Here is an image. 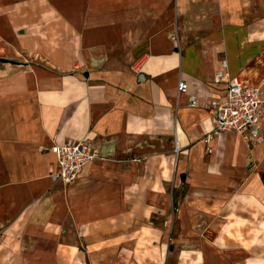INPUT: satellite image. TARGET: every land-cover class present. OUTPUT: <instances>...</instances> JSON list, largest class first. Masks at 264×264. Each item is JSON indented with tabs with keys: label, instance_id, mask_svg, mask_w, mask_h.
<instances>
[{
	"label": "crops",
	"instance_id": "1",
	"mask_svg": "<svg viewBox=\"0 0 264 264\" xmlns=\"http://www.w3.org/2000/svg\"><path fill=\"white\" fill-rule=\"evenodd\" d=\"M219 72L264 94V0H0V264H264V143L205 140Z\"/></svg>",
	"mask_w": 264,
	"mask_h": 264
},
{
	"label": "built area",
	"instance_id": "2",
	"mask_svg": "<svg viewBox=\"0 0 264 264\" xmlns=\"http://www.w3.org/2000/svg\"><path fill=\"white\" fill-rule=\"evenodd\" d=\"M222 65H225L224 61ZM224 76L227 84L224 94L221 97H209L203 105L213 121L205 140L220 133H233L251 145L264 143V125L261 122L264 117V94L259 89L243 86L237 77H228L223 72L215 75V81L219 82ZM177 91L187 94V85L179 81ZM188 105L196 107V97L188 96ZM174 151H179L176 141ZM51 152L56 158V168L50 172L49 178L51 183L60 185L73 183L96 158V151L89 140L56 144Z\"/></svg>",
	"mask_w": 264,
	"mask_h": 264
},
{
	"label": "rangeland",
	"instance_id": "3",
	"mask_svg": "<svg viewBox=\"0 0 264 264\" xmlns=\"http://www.w3.org/2000/svg\"><path fill=\"white\" fill-rule=\"evenodd\" d=\"M81 142V141H80ZM90 144H91V146H92V148L96 151V157H97V150L93 147V145H92V143L90 142ZM89 165V164H88ZM87 165V166H88ZM86 166V167H87ZM83 172V171H82ZM80 177V176H79ZM79 179V178H78ZM78 179H76L74 182H76ZM73 182V183H74ZM73 183H71V184H73ZM71 184H68V185H61V186H63V187H66V186H70ZM60 185V184H59ZM160 262H163L162 260L160 261ZM131 264H136V263H131Z\"/></svg>",
	"mask_w": 264,
	"mask_h": 264
},
{
	"label": "bare ground",
	"instance_id": "4",
	"mask_svg": "<svg viewBox=\"0 0 264 264\" xmlns=\"http://www.w3.org/2000/svg\"><path fill=\"white\" fill-rule=\"evenodd\" d=\"M262 122V121H261Z\"/></svg>",
	"mask_w": 264,
	"mask_h": 264
}]
</instances>
